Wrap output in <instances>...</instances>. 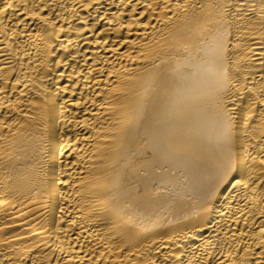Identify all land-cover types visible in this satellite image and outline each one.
I'll list each match as a JSON object with an SVG mask.
<instances>
[{
	"label": "bare ground",
	"instance_id": "bare-ground-1",
	"mask_svg": "<svg viewBox=\"0 0 264 264\" xmlns=\"http://www.w3.org/2000/svg\"><path fill=\"white\" fill-rule=\"evenodd\" d=\"M0 264H264V0H0Z\"/></svg>",
	"mask_w": 264,
	"mask_h": 264
}]
</instances>
